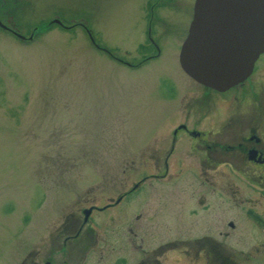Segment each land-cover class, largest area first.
Masks as SVG:
<instances>
[{"label":"rangeland","instance_id":"obj_1","mask_svg":"<svg viewBox=\"0 0 264 264\" xmlns=\"http://www.w3.org/2000/svg\"><path fill=\"white\" fill-rule=\"evenodd\" d=\"M15 1L17 30L27 36L52 19L77 25L72 30L41 26L31 43L0 35V264H17L30 249L37 261L45 252L61 259V225L82 221L84 209L103 208L135 184L142 187L120 206L95 213L96 225L114 216L117 227L115 235L96 227L109 235L105 259L94 248L84 264H111L119 254L136 264L144 252L151 261L159 256L161 264H203L198 248H182L218 221L221 209L213 187H204L201 174L187 170L189 162L180 153L171 162L173 168L184 167L181 173L150 177L159 156L154 152L179 118L183 95L177 98L176 89L187 77L178 53L196 1ZM151 3H158L151 37L161 46L159 59L135 70L93 46L88 27L116 58L138 62L149 52ZM219 172L208 177L221 179L228 221L235 215L226 198L232 194L231 172ZM200 199L210 204V220L201 211L190 212ZM125 222L133 229L130 245L123 244L125 235L117 240ZM213 228L211 234H217L218 226ZM239 237L232 232L228 243L238 245ZM255 249L234 247L230 253L235 264H264V249ZM74 256L68 258L76 261Z\"/></svg>","mask_w":264,"mask_h":264},{"label":"flooded vegetation","instance_id":"obj_2","mask_svg":"<svg viewBox=\"0 0 264 264\" xmlns=\"http://www.w3.org/2000/svg\"><path fill=\"white\" fill-rule=\"evenodd\" d=\"M14 0H0V35H10L19 41L31 43L35 36L40 33L41 26L44 29L50 30L52 27L58 26L61 29L72 30L74 26H67L59 19H52L44 22L30 31V36L23 34L17 30L14 20V12L11 10V3ZM16 0L15 3H18ZM157 0L156 2H158ZM196 1V0H195ZM196 3V2H195ZM158 3H151L149 6L150 20L148 22L147 38L149 52L139 58L138 62H130L125 59L115 57L109 48H105L97 42L94 30L89 28L88 36L94 47L107 53L110 57L123 64L125 67L139 70L153 60L159 59L162 53L161 46L158 45L151 37L153 30L152 22L155 18L154 9ZM195 6V4H194ZM151 10V12H150ZM153 11V12H152ZM194 11V7H193ZM191 16V21L193 19ZM191 21L190 26L191 27ZM60 22L61 25L58 23ZM187 36L181 42L179 56ZM95 39V42L92 41ZM97 44L100 46L98 47ZM108 51H107V50ZM106 50V51H105ZM264 53L257 59L251 75L246 81L237 84L235 87L220 91L198 83L194 78L187 75L183 70L186 79L177 85L176 95H180L181 102L179 103V118L176 119L170 129L169 135L164 140L163 145L158 149V158L155 164L154 172L150 177L158 179H165L172 175V172L179 171L181 173L184 167H172L171 160L180 153L185 156L189 162L188 171L200 173L204 179L203 186L213 187L216 194V202L221 209L216 217L217 222L208 223L207 233L201 239L183 243L191 245L194 249L198 248V254H203L201 262L203 264H235L234 257L230 253L234 247H247L249 249H264ZM263 71V72H262ZM256 75H259L256 81ZM186 81V82H185ZM183 82V83H182ZM181 84H183L181 86ZM184 84H188L190 94L186 91ZM185 93L187 95H185ZM175 95V97H176ZM228 170L231 172L232 193L228 198L233 204L235 215L230 220H225L230 217L225 214V200H223L222 182L221 179L209 180L210 173L212 176L218 175L221 170ZM210 172V173H209ZM209 176V177H208ZM208 177V179H207ZM216 177V176H214ZM209 180V181H208ZM142 187L141 184H135L134 188L123 194H120L114 202H109L103 208L92 206L83 210L82 221L76 218L66 226L65 222L59 229L60 235L58 237L59 243H62L59 248L61 259H56L55 254L45 252V256L37 261L35 251L30 249L24 255L22 260L17 264H84L94 248H99L101 252L100 259H105V254L102 252L108 246L105 239L109 240L108 233L105 230L101 232L96 230L98 226H103L106 229L110 228L111 233L115 235L113 230L117 227V220L110 217L108 221L96 225L94 216L95 213L103 214L113 208L120 206L124 200L130 195L134 194ZM212 189V188H211ZM202 196V195H201ZM205 199H200L196 204L195 209H190L192 215L198 214L204 216L205 220H210L209 205ZM192 208V207H191ZM91 210V214L86 217L85 211ZM206 212V213H205ZM113 218V219H112ZM95 225V227L93 226ZM103 224V225H102ZM214 226H218V232L212 233ZM120 229V230H119ZM118 229L120 234L117 235V240H121V235L127 237V242L123 240V244L130 245L129 236L133 233L128 222L122 223ZM210 231V232H209ZM232 232H237L240 236L238 245L232 246L228 243ZM129 234V236H128ZM115 236H113L114 238ZM122 243V242H120ZM104 245V246H102ZM178 247L177 244H172ZM248 251L249 254L253 252ZM147 252L143 253V257L137 261L136 264H161L156 258V261H151L153 257L146 256ZM75 254L76 261L69 259L68 256ZM241 254L244 255L243 252ZM109 262V260H108ZM107 262V263H108ZM111 264H133L132 259L128 255L122 254L114 256Z\"/></svg>","mask_w":264,"mask_h":264},{"label":"water","instance_id":"obj_3","mask_svg":"<svg viewBox=\"0 0 264 264\" xmlns=\"http://www.w3.org/2000/svg\"><path fill=\"white\" fill-rule=\"evenodd\" d=\"M193 12L180 53L183 70L220 91L246 81L264 53V0H196Z\"/></svg>","mask_w":264,"mask_h":264}]
</instances>
